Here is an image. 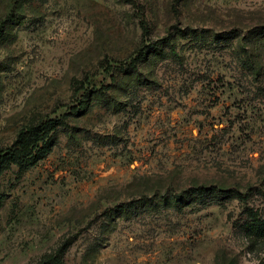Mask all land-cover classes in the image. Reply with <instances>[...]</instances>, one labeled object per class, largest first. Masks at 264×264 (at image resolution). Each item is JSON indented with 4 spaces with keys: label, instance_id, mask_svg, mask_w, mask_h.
Masks as SVG:
<instances>
[{
    "label": "rangeland",
    "instance_id": "rangeland-1",
    "mask_svg": "<svg viewBox=\"0 0 264 264\" xmlns=\"http://www.w3.org/2000/svg\"><path fill=\"white\" fill-rule=\"evenodd\" d=\"M0 32V157L35 128L0 264H264V0H0Z\"/></svg>",
    "mask_w": 264,
    "mask_h": 264
},
{
    "label": "trees",
    "instance_id": "trees-1",
    "mask_svg": "<svg viewBox=\"0 0 264 264\" xmlns=\"http://www.w3.org/2000/svg\"><path fill=\"white\" fill-rule=\"evenodd\" d=\"M2 32H0L1 34ZM34 131H35V128H30V129H25L21 132L18 133V136H17V139L16 141L13 143L12 145V150H10V152L6 153L5 155H3V157H6V156H15L18 154V149H19V144L23 146V143H25L27 140V136L28 135H31L32 137L34 136ZM3 157H0V161ZM49 260H52L53 262L55 263H59V260L58 258L56 257H49L46 259V261H49Z\"/></svg>",
    "mask_w": 264,
    "mask_h": 264
}]
</instances>
